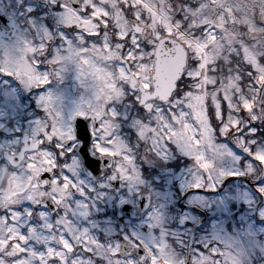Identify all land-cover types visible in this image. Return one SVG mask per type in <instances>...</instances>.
<instances>
[{
  "label": "snow or ice",
  "instance_id": "6c2138e0",
  "mask_svg": "<svg viewBox=\"0 0 264 264\" xmlns=\"http://www.w3.org/2000/svg\"><path fill=\"white\" fill-rule=\"evenodd\" d=\"M69 7L81 14L79 3L65 0H0V47H11L0 59V148L14 138L30 144L34 135L39 145L27 149L28 164L38 160L44 166L36 154L47 153L55 165L36 180L49 193L46 201L12 204L3 189L11 182L9 174L20 177V157L0 152V264H264V159L257 158L264 156V112L257 117L254 106L242 113L247 123L242 132L230 129L237 137L247 132L248 147L238 148L224 135L222 145L213 140L201 146L203 154L198 150L187 158L176 155L179 145L170 140L151 144V132L141 138L135 122L151 127L154 112L135 89L123 115L114 105L106 108L112 110V123L123 127L120 142H114L120 135L116 128L105 134V118L93 122L91 117L75 119L66 143L58 136L48 139L46 133L54 130L48 116L59 120L44 100L53 93L54 81L63 79L57 53L66 54L62 45L76 38L73 33L97 38L66 24ZM260 8L254 6L252 19L256 29L264 30V20L256 18L264 14ZM24 31L35 34L26 49L4 44L5 37ZM257 59L264 70V57ZM192 63L197 67L199 61ZM246 75L256 92L253 105L264 101V75L251 65ZM192 79L181 75L170 103L188 96L179 88ZM227 116L222 110L221 129ZM36 121L48 126L30 135ZM225 149L236 157L230 168L217 163L227 155ZM53 184L63 191H54ZM33 214L51 220L46 227L57 233L44 251L31 247L29 235L15 227L14 215L31 220Z\"/></svg>",
  "mask_w": 264,
  "mask_h": 264
},
{
  "label": "flooded vegetation",
  "instance_id": "af4514ba",
  "mask_svg": "<svg viewBox=\"0 0 264 264\" xmlns=\"http://www.w3.org/2000/svg\"><path fill=\"white\" fill-rule=\"evenodd\" d=\"M115 1L117 2L116 7L121 8L122 5L120 2L118 0ZM203 1L204 0H152V3L150 4L151 7H149L148 11L143 8L140 10H133L132 12L120 10L118 13H115L118 14V16L113 17L115 18L114 20L112 17L109 18L105 16H102V19L105 20L103 22L94 20L95 26L93 33L90 28V25L92 24V12H83L85 7L91 8V5L87 2V0H80L81 14L79 16L83 19V26H81L80 21L74 16L77 14L76 11L71 9V7H69L66 11L69 17L74 20L73 25L82 29L83 33L88 36L97 37L95 40H86L83 35L73 33L76 38L74 40H69L71 41L69 45L72 46L71 48L74 51L77 49L78 54L82 53L81 50L78 49H83V51L87 54H91L92 47L102 45V40L104 39L107 42L108 46L106 49L109 50V52H114L112 49L121 45L119 48L120 51L115 56L113 53L110 54L109 57L111 60L118 62L122 68L123 65L124 67L125 64L128 65L129 72L134 75L137 83H139V85L145 90L143 92L138 91L140 93L141 103L147 102L146 107L150 111L154 112L151 116V127H149L148 123L141 125L138 120L135 122L140 128L141 138L143 139L147 133L151 132L153 133V138L150 140L151 144H156L157 138L159 139L160 145H163L166 140H170L173 145H179L176 155H180L182 152L185 158L196 156L198 150L201 154H203L204 148L201 146L211 144L213 140H215L218 145H222V138L224 135H227L228 139L231 140L236 147H248V144L246 143L248 137L247 132H245L243 136L237 137L235 133L230 131V129H235L236 133L242 132L244 128L247 127V123H241L239 124L241 127L236 128L237 124L229 122L232 116L235 118L236 113L242 114L243 112H247L245 105H243V107L235 108L234 98H237V94L235 91H231L232 97H228L231 105L223 106L222 104H226L225 93L218 90L204 91L203 82H207L206 80L210 79L226 82L227 78L238 79L237 81L241 86L248 82L246 73L248 66L251 65V63L250 57L245 51L252 46L250 27L253 19L250 17V5H248L246 3L247 1L244 0L215 1V10L211 12V15L213 14V23L218 25L214 26L213 24V27L207 29L194 22L196 16L199 14L197 8L203 4ZM173 9H175L174 15ZM225 10L227 11L225 12ZM136 12L138 14L134 15ZM123 17L126 20L128 28L122 29L118 25V20ZM256 18L258 20H264L261 16H257ZM132 21L138 24V27L136 28L137 33L130 29L129 24ZM108 24H111V26L109 27ZM172 24H177L178 29L174 30L172 28ZM257 32L258 37H256L255 40H259L258 46L260 57H264V30L258 29ZM210 34H212L211 37L209 36ZM208 38L211 42L213 41V43L205 41V39ZM162 39L176 41L180 45L178 47H181L179 54L182 52L185 54V64L179 77L175 81L173 89L169 93H158L162 94V96H166L165 99L155 97L157 93L155 90L156 85L154 83L156 78L155 50L157 43ZM109 40H113L118 43L113 44ZM129 49L133 50L138 57H134L133 60L128 57H123V52ZM96 57L99 59V57L103 56L100 54L96 55ZM223 57H227L226 64H223L221 61L223 60ZM194 60L199 61L197 67H193L192 62ZM139 65L142 67L139 68ZM257 65H259L260 68L259 72L264 75V70L261 69L259 61L256 66H251L256 69ZM65 67L68 70H64L62 73L63 75H66L63 76V78L68 77L73 80L76 78L74 82L68 79V90L70 95L73 98L78 94L87 96L89 85L86 84V81L81 75H75L76 66L74 63ZM139 70L140 74L138 72ZM182 74H184L186 78H194L191 83L188 84L187 88H185L184 85H181L179 88V91L182 93L188 92V96L182 100L174 99L170 103L169 98L174 96V92L177 90V81L180 79ZM125 76V81L121 82L123 84V89L125 90L114 89L112 94L109 96L110 103L107 105L106 103H103L98 107H93L92 110L84 109L81 114H73L70 118H67V115L62 107L59 108L58 112H54L52 110L58 117L60 114L66 115V119H64L66 126L64 128H66L67 131H60L58 121L52 120V117L48 116V120L54 125V130L50 134L46 133V135H48V139L50 140L52 136H58L66 143L67 139L72 138L69 133H71V125L74 123L75 119L77 117H91L93 122L105 118L103 123V127L106 129L105 134L113 128H116V131L120 135L115 138L114 142H120V136L124 135L123 127H118L112 122H106L110 114L109 110L106 111V108L110 105H114L115 108L119 109L121 115L128 111V106H130L131 102L127 99V97L133 96L134 92L129 89V74H126ZM196 77L199 78V81L195 79ZM254 78L257 77L254 76ZM120 81L121 78L117 79V84L120 85ZM186 83H188L187 79ZM54 84H56L55 81ZM261 95H264V93H261ZM44 98H47V96ZM212 98L215 101L217 100L215 106H209ZM206 101L209 102L207 105H205ZM67 105L69 108H74L75 103L73 101H68ZM249 106L251 108L250 103ZM222 110L226 111L228 116L223 122V128L221 129V122L219 118L221 117ZM261 112H263V101L261 102ZM47 126L48 125L46 123L42 124L40 121H36L35 128L29 126L28 133L31 135L37 130L43 132L44 128ZM214 129H216L215 132ZM12 131L14 132L15 129H12ZM38 145L39 141L35 140L34 135H31L30 144L25 143L24 137H22L19 142H17L14 138L10 142L5 143L3 148H0V152H3L4 154L11 153L12 155H19L20 161H18V166L22 171L18 179H25L23 192L25 194L32 193L34 202H41L43 195L48 197L49 193H46L42 187L43 182H40L38 185L36 180L41 172L50 170L51 167L55 166L53 161L48 158L49 154L47 153L36 154L41 157L44 166H39L40 161L36 160V156L32 157L33 160H36V163L28 164L29 156L27 149H35ZM17 149H19V151H17ZM147 151L148 149L145 148L144 152ZM224 151L227 155L219 159L217 163L223 167L230 168L233 166V161L236 160V157H232L231 153L227 152V149ZM44 155H47V157L45 158ZM141 155H143V153ZM161 155L163 154L161 153ZM172 155L173 154L170 152L169 156ZM26 168L32 169L30 174L25 171ZM72 170L73 169L70 168V171ZM15 175V173L9 174V180L11 182L5 184L3 192L5 191L7 193L11 183L18 180L12 179ZM3 179V169L0 167V180ZM53 190L58 192L63 191L62 189L56 188L54 184ZM25 217L29 220V217L27 216H15V219L20 221ZM32 219L37 222V226L35 228L36 234L42 233L52 237L53 235H57L55 230L49 231L47 228L43 229L42 225H40L43 220H41V218L36 214H33ZM47 221L52 222L51 220ZM76 223L79 224L80 221H76ZM108 227L112 231L116 230L112 228V226ZM26 232L28 235H31L28 231ZM97 234L104 236L103 232H98ZM30 239L33 240V237L31 236ZM105 239H107V237H105ZM37 242V246L40 248L42 246V242L39 239Z\"/></svg>",
  "mask_w": 264,
  "mask_h": 264
},
{
  "label": "rangeland",
  "instance_id": "374dc122",
  "mask_svg": "<svg viewBox=\"0 0 264 264\" xmlns=\"http://www.w3.org/2000/svg\"><path fill=\"white\" fill-rule=\"evenodd\" d=\"M118 1L122 5V7L126 8L127 6H131L134 9V11L136 9L140 10L141 8L148 11L149 7H151L150 4L152 3L151 2L152 0H118ZM215 1L217 0H204L203 4H201L200 7L197 8V11H199V14L198 16H196L194 20L196 24L202 25L203 27L207 29L208 28L210 29L211 27H213V24L214 26L218 25L216 23H213V19H212L213 14L211 15V12L215 10V5H214ZM87 2L90 3L91 9H93L91 13L92 24L90 25L92 33L94 32V26H95L94 20L103 22L105 20L102 19V16L113 18L115 16H118V14H115V13H118L120 11V9L116 7L117 2L115 0H87ZM246 3L250 5L249 12L251 13L250 14L251 18L253 17V8L256 5H260L261 6L260 12L264 13V0H251V1H247ZM174 10L175 9H173V15L175 13ZM121 11L123 10L121 9ZM226 11L227 10H225V12ZM137 14H138L137 12L134 13V15H137ZM74 16L76 19L80 21L81 26H83L84 24L82 22L83 19L80 18L81 16L77 14ZM260 16L261 18L264 19V14H260ZM66 17H67L66 24L73 25L74 20H72V18H70L67 13H66ZM114 19L115 18H113V20ZM118 25L122 29L128 28L124 17L118 20ZM172 28L174 30L178 29L177 24H172ZM257 31L258 29L255 30V25L252 22L251 27H250V33H251L250 35L252 36V39H251L252 46L245 51L246 54H248V56L250 57V63L252 66H256V64L258 63L257 58L260 57V51H259V46H258L259 40L258 41L255 40V38L258 37ZM209 36L211 37L212 34H210ZM34 38H35L34 33H29L27 31H24V32L17 33L13 40L4 41V44L9 45V46H18L21 49H26L27 45L31 44V41ZM47 38L49 39L51 37H47ZM205 41L213 43V41L211 42L209 38L205 39ZM70 42L71 41L68 40L66 42V45L62 46L65 48V51H66L65 55H60L59 53H57V57H56L57 60L62 61L60 65V71L61 73H63L64 70L67 71L68 69L65 66L68 67L69 65H72L74 63V65L76 66L75 75H81L82 78L86 81V84L89 85L88 94L87 96L78 94L73 98L70 95L69 90H68V79L74 82L76 78L73 80L72 78L70 79L66 77L60 80L58 83L56 82V84L53 85V93L47 96V98H44V100L46 101L45 108H51L54 112H58L59 108L62 107L64 109V112L67 115V118H70V116L73 114H81V112H83L84 109L92 110V108L95 106L98 107L102 105L103 103H106V105L110 103L109 96L112 94L114 89L125 90L123 89V84L121 82H124L126 78L125 76L126 73L124 71V68L120 67L118 62L111 60L109 57L110 54L112 53L115 56V52H117L116 48L113 50L114 52H109V50L106 49L108 45L105 39L102 40L103 42L102 45L97 46V47H92L91 54H87L85 51H83V49H78V50H81L82 52L81 54H78L77 49H75L74 51L71 48L72 46L69 45ZM10 51H11V47H0V59H3ZM108 52H109V55H108ZM22 54L23 53H21V55ZM95 54L96 55L101 54L103 57H99V59H97L98 56L96 57ZM125 57H128L129 59L133 60L134 57L136 58L138 56L135 52H133V50L129 49L126 51ZM221 61L223 64H226L227 57H223V60ZM141 67L142 66L139 65V68ZM256 69L259 71L260 69L259 65H257ZM138 72L140 74V70ZM63 76H66V75H63ZM119 78H121V81H120L121 86L117 84L118 83L117 79ZM253 79L256 80L257 78L253 77ZM237 80L238 79L236 78L234 79L227 78L226 82L221 81V80L220 81L211 80V79L206 80L207 82H203L204 83L203 90L204 91H213V90L223 91L225 93L224 95L226 96L225 101H226L227 106L231 105V102L228 99V97H232L231 91H235V93L237 94V98L236 97L234 98L235 108L243 107V105H245L247 112H250L252 109V106L251 108L249 106V103L251 104L250 96H251L252 88L248 82L244 86L241 87V85L239 84ZM102 83H103V86H102ZM245 91H246L247 99H245ZM212 95L210 96L213 97ZM68 101H73L75 103L74 108H69V106L67 105ZM216 101L213 100L212 98L211 105L215 106ZM208 103H209L208 101L205 102V104H208ZM109 112L110 114L106 122H112L110 119L112 116V111L109 110ZM263 112H264V101H263ZM66 115L64 114L59 115L58 124H59L60 131H61V127L66 126V122L64 121V119H66L65 117ZM229 122L238 124V121L233 116L231 117V120ZM44 156L45 158L47 157V155H44ZM257 158L264 159V156H261L258 154ZM24 182H25L24 178L15 180L11 183L10 188H8V192L6 193L4 191L5 192L4 196L8 203L18 204L20 200H27V199L33 200L34 199L32 193L25 194L23 192ZM15 216L16 215L13 216V220L15 219ZM47 223H49L47 220H43L40 225H42V227L44 228H47L46 227ZM15 227L20 232H22L23 228L28 230L29 228H32L33 226L29 225L28 219L25 217V218H22L20 221H18ZM15 234L16 232L14 231L13 235ZM35 236L42 242V246L40 248L38 247V249H40L41 251H44L46 246H52L53 244L52 236L45 235L42 233H39V234L35 233ZM30 246L33 248H37L31 242V239H30ZM161 263L166 264L165 261H161Z\"/></svg>",
  "mask_w": 264,
  "mask_h": 264
},
{
  "label": "water",
  "instance_id": "95a60500",
  "mask_svg": "<svg viewBox=\"0 0 264 264\" xmlns=\"http://www.w3.org/2000/svg\"><path fill=\"white\" fill-rule=\"evenodd\" d=\"M71 5L72 3H79V0H67ZM131 27L134 28L136 24H131ZM13 36H7L5 39L10 40ZM180 47H178L175 43L167 40H162L159 42V46L156 50V78L154 83L156 85V95L155 97L160 99H165L166 96H162V94L158 93H169L173 87L176 79L179 77L180 72L182 70L184 64V56L183 54H179ZM177 52V53H176ZM161 54H166V56L160 58ZM129 86L131 89H135L137 91H141L142 89L139 87L133 76H130ZM142 92V91H141ZM46 198V197H45ZM47 200V199H46ZM45 201L42 198L41 202ZM121 251H124L123 247H121Z\"/></svg>",
  "mask_w": 264,
  "mask_h": 264
}]
</instances>
